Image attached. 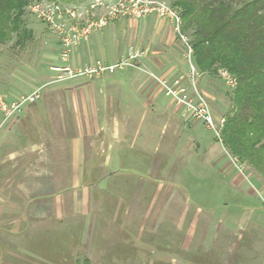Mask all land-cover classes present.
Masks as SVG:
<instances>
[{
  "label": "rangeland",
  "instance_id": "374dc122",
  "mask_svg": "<svg viewBox=\"0 0 264 264\" xmlns=\"http://www.w3.org/2000/svg\"><path fill=\"white\" fill-rule=\"evenodd\" d=\"M34 1L42 0H31L24 17L34 37L24 48L16 45V38L0 44V100L9 105L18 103L40 87L43 95L10 117L0 108V158L35 143L41 144L35 148L47 149L51 140L55 178L60 184L55 198L39 193L40 231L44 232L38 231L34 237L25 233L20 240L23 257L18 258H7L9 243L0 238V264L6 259L18 264H83L86 258L90 264H264V175L233 156L222 141L236 87L229 88L218 72H199L197 83L214 117L225 119L220 138L201 121L184 116L166 95L164 82L172 87L176 81L184 87L189 84L185 47L176 33H172L177 37L176 46L165 47L173 27L156 14L111 22L83 39L72 58L75 63L101 60L108 65L109 60L115 64L120 48L121 59H128L132 51L139 52L140 58L133 60L132 66L107 71L100 78L59 82L50 67L59 63L60 46L31 13ZM95 1L77 4L89 7ZM158 1L174 7L175 0ZM184 25L182 32L193 48L192 31ZM156 32L160 36L157 41L153 40ZM116 95L122 110L129 101L140 108L154 98L159 113L171 106L181 117L173 118L169 125L165 114L161 115L148 129L132 130L130 139L121 137L120 144L110 140V145L105 144L108 136L95 135L79 189L74 183L79 180L75 176L77 162L71 157L79 136L90 137L94 130L84 124L83 128H68L66 121L77 124L85 113L75 109L69 115L64 106L82 104L95 119L99 111L116 104ZM31 105L42 112L27 113ZM142 112L134 115L138 121L146 119L148 126L154 112ZM53 122H61V127ZM51 124L56 127L51 128ZM107 155L111 160L105 166L101 163ZM8 175L12 181L14 174ZM83 187L89 192H74ZM17 195L9 193L8 202L22 198ZM23 196L26 202L29 197ZM51 227L53 232L45 231Z\"/></svg>",
  "mask_w": 264,
  "mask_h": 264
},
{
  "label": "trees",
  "instance_id": "16d2710c",
  "mask_svg": "<svg viewBox=\"0 0 264 264\" xmlns=\"http://www.w3.org/2000/svg\"><path fill=\"white\" fill-rule=\"evenodd\" d=\"M30 1L0 0V44L16 38L24 48L34 37L24 19ZM174 7L184 28L192 31L199 72L214 75L226 69L237 79L224 146L264 175V0H175ZM83 264H90L89 259Z\"/></svg>",
  "mask_w": 264,
  "mask_h": 264
},
{
  "label": "crops",
  "instance_id": "0c3cea01",
  "mask_svg": "<svg viewBox=\"0 0 264 264\" xmlns=\"http://www.w3.org/2000/svg\"><path fill=\"white\" fill-rule=\"evenodd\" d=\"M172 33H175L173 32V28L170 33V37H171L170 41H168L167 43L163 42L165 44V47L169 49L171 48L173 49L177 43L176 42L177 37L175 36L176 37L175 39ZM156 34L153 37V40L157 41L159 34L157 32ZM120 55H121V49L119 48L116 53V62L122 58L120 57ZM106 62L112 64L110 63L109 60H107ZM78 64H83V63L78 62ZM85 64H89V63H85ZM169 72L171 73V75L173 74V67L170 68ZM117 97L118 95H116V97H113V100H115L116 104H112L111 109L101 110V111L95 109V111H99L95 119H93L91 116L88 115L89 109L81 107L82 104L79 106H74V105L64 106L63 111L65 113H69V115H71L70 113H72V111L75 109H79L80 113H85V116H80V121L77 122V124L75 121L74 122L70 120L66 121L67 123L65 122V124L69 125L68 128L73 129L75 128V125H78V127H82V125L84 124L85 125L84 127H87V129L94 130L93 132L89 133L90 137H88V134H86L85 137L84 136L83 137L79 136V138L77 137L78 139L76 141L75 156L71 157L72 160H75L77 162L75 169L77 175L75 176L79 177V180L74 183L76 184V187L79 189H81V187L83 186L82 181L84 178V165L87 162V160L91 159L92 157L91 156L93 151L92 147L94 146L93 138L95 137V135L103 134L104 135L103 138L105 139H107L108 136V142L105 144L110 145L109 140L112 142H117V144H120L121 137L122 140L130 139L133 133L132 130L148 129L151 126L150 122H153V120H159L161 115L165 114V116L167 117V118L165 117L167 120L166 122H168L169 125L173 124V122H171L173 118L177 116L181 117L178 114L177 110H175L174 108L172 109L170 108L171 106H167L164 112L159 113V111L155 109L153 103L154 98H151L148 101H146L140 108L135 107L134 105L135 102L129 101L128 106L124 110H122L120 101L119 99H117ZM45 109L49 112V109L47 107H45ZM141 110L143 111L142 113L146 111L154 112V115H151L149 118L148 126H146V122H145L146 119L143 121L142 120L138 121L137 115H134V113ZM21 111L17 114V117H19ZM26 112L37 114L42 112V108L36 105H31L28 107V110ZM123 113L126 115H122ZM110 116L111 118H109ZM24 117L21 119H24ZM83 119H86V121H83ZM53 123H57L59 124V127H61V122H53ZM52 126L56 127V124L55 125L51 124V128ZM107 130H110L111 132L108 133ZM55 137L54 138L52 137V140L55 139ZM57 140L61 141L60 138ZM50 141L51 140H49L47 143L49 144L47 149L41 150V148H35L36 146L41 145L35 143L23 149L22 148L15 149L4 155L2 158H0V195L2 196V197L0 196V238L1 240H3V242L5 241L7 244L9 243L8 244L9 247L6 250L7 258L23 257L22 255L24 253V250L20 248L21 247L20 240L25 238V233L30 232V234L34 237L36 232L38 231L39 233L44 232V231H40V225H42V223L40 222V216L38 214V208L40 204L39 193L51 194L49 197L55 198V196L57 195L56 192L59 187L58 185L60 184V181L55 178L56 158H54L55 156H53L51 153V147H50L51 143H49ZM140 142H142V145L145 146V141L140 140ZM89 143L90 145H88ZM101 144H103V141L101 142ZM20 151H23V153H20ZM110 160L111 159L109 158V155H107L104 159V162L101 164L107 166L108 161ZM9 173L14 174L13 176L11 175V177L13 178L12 181H10L8 178ZM77 191L83 193L89 192L86 188H84L83 190H76L74 192ZM9 193L10 194L15 193L17 197H18L17 194L19 193L21 194V196L19 197L24 198L23 195H25L29 198L26 200V202H24L23 201L24 199L22 198L21 199L18 198L14 201L8 202ZM48 206L51 207L50 204ZM58 216L59 215H57V217ZM60 219L61 216L60 218H57V220L59 221ZM54 222L51 224L52 226H54ZM54 230L55 228L51 227L45 231L51 233ZM14 261H16V259H14ZM1 264H18V263L13 262V259L10 261L9 259H6Z\"/></svg>",
  "mask_w": 264,
  "mask_h": 264
},
{
  "label": "built area",
  "instance_id": "2783aa9c",
  "mask_svg": "<svg viewBox=\"0 0 264 264\" xmlns=\"http://www.w3.org/2000/svg\"><path fill=\"white\" fill-rule=\"evenodd\" d=\"M30 11L58 40L60 46L59 63L51 66L50 69L59 82L73 81L79 78H100L107 71L113 73L116 69L132 66L131 62L140 58L139 52L132 51L128 59H121L110 65L104 64L101 60L82 65L73 62L74 50L92 32L103 30L111 22L124 17L144 19L156 14L162 20L169 21L178 39L185 47V56L190 69L187 74L189 81L187 87L182 86L179 81H176L174 87L164 82L166 95L172 98L177 106L183 110L184 116L201 121L208 131H213L220 138V131L224 127L225 119L216 120L208 101L198 86L199 70L195 61H192L193 48L182 32L183 19L178 9L158 0H114L110 2L96 0L89 7L42 0L32 2ZM218 74L229 88L237 86V79L226 69H220ZM42 91V87L37 88L30 95L23 97L20 102L10 105L0 100V108L10 117L24 104H33L40 100L43 95Z\"/></svg>",
  "mask_w": 264,
  "mask_h": 264
}]
</instances>
